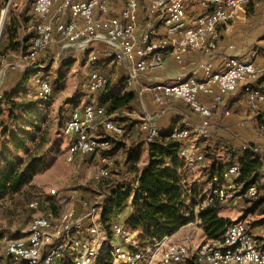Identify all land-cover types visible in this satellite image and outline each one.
Listing matches in <instances>:
<instances>
[{
  "label": "built area",
  "instance_id": "built-area-1",
  "mask_svg": "<svg viewBox=\"0 0 264 264\" xmlns=\"http://www.w3.org/2000/svg\"><path fill=\"white\" fill-rule=\"evenodd\" d=\"M34 0L32 5V36L24 53V59H34L45 54L52 43L63 49H93L94 42H101L106 57H113L129 68L128 81L134 83L147 71L163 66L167 58L181 60L190 51L211 55L218 48L219 28L230 29L231 22L249 3L259 0ZM201 9V10H200ZM7 8L0 10V51L7 23ZM96 51V50H95ZM96 51L91 59L99 60ZM203 75L191 76L171 83H154L144 86L151 90L157 102L182 100L200 117L193 124L185 121L174 126L169 137L180 142L178 156L185 162L187 171L201 177L206 175L209 162L205 140L211 137L213 108L202 96L214 94V102H222L227 94L236 90L242 82L244 99L250 105L264 103V65L255 58L229 57L223 69H215L211 62L202 64ZM26 70L30 69L27 65ZM4 72L0 74V89ZM35 86L28 90L31 100H47L54 94L51 76L41 69L33 71ZM260 79L258 85L251 83ZM109 77L94 69L87 87L91 92L102 90ZM218 92H215V86ZM1 98V93H0ZM140 119V130L147 142L160 137L161 131L152 114L134 109L131 113ZM240 123L245 126L247 119ZM103 128L108 135L98 132ZM70 143L66 162L73 164L78 158L101 153L111 148L113 140L124 142L131 135L115 113L104 106L87 103L82 108L72 107L63 128ZM264 134V124L258 125ZM1 133V127H0ZM249 136V141L255 139ZM250 143H245V149ZM262 172H264V149ZM102 154V153H101ZM100 166L93 180L100 182L109 178L117 167L116 158L102 154ZM241 165H230L221 176L214 175L208 193L193 206L183 190L186 214L199 211L206 206L237 205L247 197L259 193L257 184L248 187L238 181ZM59 194L51 188L50 197ZM107 192L102 200L85 196L80 205H71L60 213L47 207L50 201L35 198L28 207L35 212L28 230L23 236L11 238L7 243L8 264H98L105 258L111 264H145L153 246L162 248L159 264H182L195 255L200 264H264V242L253 234L244 220L229 224L224 234L217 239L191 242L171 239L170 235L155 243L142 247L138 243V230L127 227V210L116 211L107 222L102 219ZM45 208V209H44ZM147 264H153L148 262Z\"/></svg>",
  "mask_w": 264,
  "mask_h": 264
},
{
  "label": "rangeland",
  "instance_id": "rangeland-1",
  "mask_svg": "<svg viewBox=\"0 0 264 264\" xmlns=\"http://www.w3.org/2000/svg\"><path fill=\"white\" fill-rule=\"evenodd\" d=\"M33 1L34 0H0V10L7 8L8 5V23L6 25L0 51V74L4 72L3 83L0 89L2 96L0 99V124L1 130L3 131L4 127H7L8 132L4 134L1 131L0 157L2 154L10 152L9 154L12 157L22 159L26 157L28 152L36 150L38 153H47L46 157L48 163L44 171L39 172L34 176L31 184L26 185L19 192L8 195L0 200V264H5L4 259L7 256L6 250L9 239L23 236L28 230L35 212L27 207V205L33 199L43 198L46 201H50L49 205L45 208L49 207L58 214L65 208L71 206L76 198H79L80 200L82 197L90 196L91 198L102 200L104 198L103 196L109 191V184H111V182H127L126 188L129 187L132 190L138 186V181L135 175L130 172V166H132L133 163L126 160L127 152L130 150L128 147L130 145H125V142H122V147L124 148L115 155L117 167L112 168L109 178L103 179L100 182L94 181L93 175L100 166L99 159L102 152L78 158L73 164L66 162L65 156L70 143V138L65 135L63 131L68 119V117L66 118L65 116L68 115L71 108L77 104L78 99L82 95H85L87 90L90 91L87 87V82L85 84L84 81L89 78L90 73L92 72L91 68L95 67L97 70L105 71L106 69H109V67L117 64V61L113 57H110L102 64H98L97 62L92 64L91 59L93 54L96 51L100 52V50L96 49L95 51L94 49L87 50L84 48L76 51L75 54H73L75 56H71L72 59L65 61L67 63L72 62L65 66L61 63V58L55 57L54 53L51 52L41 54L34 59H24V53L20 50L21 48L8 49L9 38L7 29L12 14L17 16L20 13L23 14V27L18 30V37L16 38V40H20L23 34L28 32V22H30L32 12L31 9L29 12L25 11L29 6L30 8L32 7ZM98 43L100 47L105 48L103 43ZM30 63L34 64V71L39 69L42 71L47 69L52 71L49 76H51L52 81L57 88L54 94L47 100L36 101L29 99L27 96L28 90L35 86V80L33 74L25 75L22 69L27 67ZM64 66V70L59 72ZM111 72L112 71H109V73L107 72V74H105L109 77V80L111 79L109 86L114 87L117 84H115V82L112 83L113 79L110 77ZM22 75L27 77L24 78L22 82L23 86L13 95V98L17 102H27L29 105L26 108L18 106L12 107L7 103L5 95L7 94V91H10L13 88V79H15V76L21 78ZM58 78L61 80L58 81ZM109 86L103 88L99 92H114L115 90H111V87ZM99 92L98 94H100ZM68 103H71L74 106L69 107ZM12 111L14 117L10 118ZM117 115L130 118L125 112H119ZM101 130L102 128L100 127L98 132ZM13 133L16 134V140L26 141V149L17 150L15 148L11 137V134ZM100 134H103V132ZM144 143L145 142H142V145ZM130 144L131 146H134V143L131 142ZM139 148L140 160L143 156L145 159L144 161H148L149 163L151 160L149 158L150 155H147L146 152H141L142 149L141 147ZM209 148L206 146L208 152L212 151L213 148L210 146ZM217 149H219V155L223 156L224 150L219 147ZM156 158H165V155L160 154L157 155ZM166 161L169 163L170 158H167ZM121 166H124V169H122ZM179 173L181 177L180 185L190 197L191 205L194 208L198 203V200H202L208 193L213 178H206L205 175L202 180H200V176L187 171L185 166L180 169ZM51 188H55L59 191V194H56L55 197H50L49 194ZM66 190H75L78 194L77 197L73 198L69 193H65ZM225 208L224 211L233 216H236L239 211H241V214L243 215L245 204L239 203L234 207L227 206ZM260 210L261 209L255 210L250 214L249 218L251 220L260 218ZM193 230L196 232L192 241L190 240L191 242L197 243L207 239L202 227L200 229L194 227ZM161 253L162 248L154 245L148 254L149 256L145 264L148 262L159 264ZM107 262L111 264V259L109 257L105 258L98 264H107ZM8 263L9 259L7 257V264Z\"/></svg>",
  "mask_w": 264,
  "mask_h": 264
},
{
  "label": "trees",
  "instance_id": "trees-1",
  "mask_svg": "<svg viewBox=\"0 0 264 264\" xmlns=\"http://www.w3.org/2000/svg\"><path fill=\"white\" fill-rule=\"evenodd\" d=\"M32 7L27 8L25 12H29ZM23 14L13 15L10 18L7 33L9 38L8 49H20L26 53L29 41L32 36V31L16 40L18 37V30L23 27ZM31 15L30 20H32ZM8 20V12H7ZM8 23V21H7ZM6 23V25H7ZM6 29V28H5ZM72 63V62H71ZM63 62L65 66L71 64ZM64 66V67H65ZM28 71L32 73L35 66L33 63L28 64ZM61 79L58 78V81ZM260 79L252 82V85H258ZM54 84V83H53ZM23 84L13 87L7 91L5 95L6 101L12 107L18 106L21 108L28 107L27 102H17L14 100V94L20 90ZM109 86V83L106 87ZM60 87V86H58ZM110 87V86H109ZM57 86L54 84V92ZM103 91L99 96L101 104H109L108 112L115 113L121 109H132L137 105V94L134 91H126L123 94H112ZM2 98V96H1ZM0 98V99H1ZM14 109V108H13ZM14 117L13 111L10 118ZM66 118L68 115L65 116ZM117 117L124 122V126L128 130H132L136 121L121 115ZM1 127V124H0ZM2 131V130H1ZM4 134L8 132V128L4 127ZM102 135L108 133L102 128L99 132ZM1 135V133H0ZM14 146L17 150L26 149V141L16 140V134H11ZM142 143L137 146H132L127 152L126 160L133 163L130 166V172L135 175L138 186L132 190L127 187V182H111L109 184V194L105 200L103 210V221L107 222L113 214L121 209L127 210L131 205L132 209L126 214L125 223L127 227L132 230H138V243L144 247L153 244L167 235H172L177 232L184 225L195 221L198 217L200 219V226L203 228L207 239L220 238L226 227L234 223V220L220 215L221 205L218 203L211 204L204 207L195 214H186L185 198L183 197L182 186L180 185V169L185 166V162L180 158L178 149L180 142L169 137V133H162L160 137L149 143L152 152V158L144 167H140L138 162L140 160V148ZM8 146V145H7ZM122 142L113 140L111 148L103 150L102 154L114 156L123 149ZM224 150V155H219L218 147ZM217 147V148H216ZM212 151H207L209 162L205 166V174L213 178L214 175L221 176L223 172L232 164L239 163L241 165V175L238 181L244 187L251 184H257L259 193L255 197H247L244 202L249 204L246 211H249L257 205L264 204V188L261 184L263 178L262 172V152L256 147L255 144L250 143L245 149H237L230 144L222 143L221 141L216 144ZM138 150V151H137ZM10 152L2 154L0 157V200L8 195L15 194L22 190L28 184H31L33 178L39 172H42L47 167V153H38L36 150L28 152L25 158L17 159L12 157ZM165 155V158H156L157 155ZM170 158L169 163L166 159ZM117 162V160H116ZM264 210V206H263ZM102 262V261H101ZM107 264H110L107 262ZM182 264H200L195 255L189 256Z\"/></svg>",
  "mask_w": 264,
  "mask_h": 264
},
{
  "label": "crops",
  "instance_id": "crops-1",
  "mask_svg": "<svg viewBox=\"0 0 264 264\" xmlns=\"http://www.w3.org/2000/svg\"><path fill=\"white\" fill-rule=\"evenodd\" d=\"M114 1L117 7L121 6L120 1ZM28 23L29 32L33 21L30 20ZM97 43L94 42L92 47L94 50H100V52L98 51L100 57L97 63L102 64L108 60L109 57H106L103 54L106 48L100 47L99 43ZM76 51H78V49L71 47L63 49L61 44L55 42L50 45L46 54L48 52L54 53L55 57L61 58V63H63L68 59H72L71 56H75L73 54H75ZM229 57H238L241 59L255 58L259 64L264 65V0L253 1L247 4L239 12L238 16L231 22L229 30H226L224 26L219 28L218 48L211 55H206L199 51H190L187 52L181 60L169 57L163 66L147 71L146 73L139 76L132 84L128 81L129 68L125 63L120 64L117 62V64L111 67L108 66L109 69H106L102 72L107 74V72L109 73V71H112L110 75V77L113 79L112 83L115 82V84H117L114 87L110 86L111 90H115L112 92V94H123L126 91H134L137 94V105H134V108L132 109H121L115 112L116 116L119 112H125L126 114H129L134 109H137L143 114H152L155 117L160 131L162 133H169L174 126H180L187 120L191 121L193 124L199 123L200 117L193 113L180 99L157 102L154 98V93L151 90H145L144 86L154 83H171L180 79L189 78L191 76L201 77L203 75L202 64L204 62H211L215 69L220 70L224 68L226 60ZM64 68L65 67L61 68L59 72H62ZM94 69L95 67L91 68L92 71ZM22 71H24V74L26 75L27 70L23 68ZM43 72L48 74L52 73V71L49 69ZM29 74L32 75L33 72ZM23 80V75L21 78L15 76V79H13V87L23 84ZM87 80L84 81L85 84ZM110 81L111 79L109 82ZM244 86L245 84L241 82L238 85L240 88L237 87L238 89L236 88L235 91L225 96L224 101L218 103L214 102V94L202 96L203 101L213 108V117L211 119L212 135L209 139L205 140V145L208 146V148L209 146L215 148L218 141H221V144L227 143L237 149H240L245 143H253L259 150L264 149V134L262 135L258 132V125L261 123L264 124V103L255 106L246 103L244 99ZM98 92L99 91L91 92L87 90V93L78 99L75 106L71 103H68V105L69 107L74 106L82 108L87 103H94L108 108V103L103 105L99 101V96L103 92H99L100 94H98ZM215 92H218L217 85L215 86ZM107 93L109 94V92ZM131 115L132 116H128L131 119H134L136 123L132 127L131 135L128 136L126 140H124L126 143L125 145H130L128 149H131V142L134 143V146L145 142L141 146V152H146L147 155H150L149 158L151 159L152 152L149 147V142L144 139V134L139 128L140 119L138 118L137 114L132 113ZM243 119L248 120V124L245 126L240 123V121ZM251 134L256 135L253 141H249V136ZM144 160L145 159L142 156L141 160L138 162L140 167H144L148 163V161ZM123 167L124 166H121L122 169H124ZM128 174L130 175L129 172ZM207 177L208 176L206 175V178ZM261 184L264 188V172ZM65 193H69V195L73 198L77 197L78 195L75 190H66ZM72 204L78 207L80 205L79 198H76ZM240 204H245L243 215L241 214V211H239L236 216L226 213V211H224L226 209L225 207L236 206L228 204L221 205L220 215L229 217L233 219L234 222L237 220H244L247 223L249 230L253 234L259 236L264 242V228H262L264 227V204L257 205L249 211H246L249 204H246L244 201L240 202ZM131 209L132 207L130 205L127 208V212L129 213ZM258 209H261L259 211L260 218L251 220L249 218L250 214ZM194 227L197 229L201 228L200 219L198 217L195 219V221L184 225L177 232L170 235V238L192 241L196 232L193 230ZM4 262L7 264V256L5 257Z\"/></svg>",
  "mask_w": 264,
  "mask_h": 264
},
{
  "label": "water",
  "instance_id": "water-1",
  "mask_svg": "<svg viewBox=\"0 0 264 264\" xmlns=\"http://www.w3.org/2000/svg\"><path fill=\"white\" fill-rule=\"evenodd\" d=\"M26 74L28 75L29 74V71L27 70L26 71ZM27 76H25L24 78H26ZM102 216H103V213H102ZM237 221H239V220H237Z\"/></svg>",
  "mask_w": 264,
  "mask_h": 264
}]
</instances>
